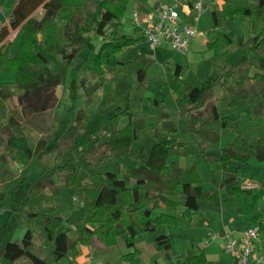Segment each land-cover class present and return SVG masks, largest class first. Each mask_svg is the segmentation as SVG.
Segmentation results:
<instances>
[{
	"label": "trees",
	"instance_id": "1",
	"mask_svg": "<svg viewBox=\"0 0 264 264\" xmlns=\"http://www.w3.org/2000/svg\"><path fill=\"white\" fill-rule=\"evenodd\" d=\"M130 1L17 0L10 21L0 26V72H13L16 78L14 86L23 92L17 96L18 103L10 107L9 100L13 98V93L9 85L0 81V108L11 109L10 118L0 129V143L14 151L15 148L7 141L11 137H23L25 124L39 130L47 128L48 112L59 104L56 90L66 81L68 74L66 67L58 71L49 67L52 60L50 52L61 53L65 63H71L88 49L87 69L95 76L104 77L108 60L129 51L133 57L145 59L137 79L140 85L145 82L149 61L136 48L145 38L120 31ZM2 5L0 2V10ZM40 7L44 12L39 17L37 11ZM213 17L218 33L214 40H208L209 47L220 42L232 45L235 41L234 31H220L222 23L216 10ZM237 17L264 22V0H258L254 8L250 5H229L225 18ZM62 25L64 36L59 34ZM16 30L22 32L19 43L10 37ZM97 36L102 38L99 44L95 43ZM241 51V58L226 65L216 78L203 80L194 71L185 73L183 65L177 62L165 80L148 85V89L168 86L174 95V108L184 121L191 140L181 139L180 123L165 108L157 120L158 125L150 134L154 145L144 163L133 166L125 161L133 144L142 139L140 131L146 121L143 114L131 112L128 108L118 107L109 115V120L115 122L122 114H128L129 121L122 127L111 129L108 124L90 130L84 121L85 114L80 113L76 122L55 139L49 136V141L54 139L58 153L56 166L52 170L46 168L42 177L28 190L38 194L50 189L51 196L57 197L62 188L77 187L84 206L83 227L78 230V236L72 239L68 230H59L64 217L57 205L30 208L26 212L27 218L39 221L42 227L27 229L19 241L9 238L5 244H0V264H16L24 260L32 264H66L64 260L67 254L78 255L81 245H91L94 239H99L107 247H114L119 237L124 238L128 247L132 248L122 254L120 260L134 264L142 251L137 246L142 231L149 229L157 232L159 248L170 250L173 247L170 237L160 229L178 225L179 214L192 220L199 212L202 200L220 195L219 186L234 184L231 193H247L254 201L264 197L263 183L256 191L239 185L243 166L249 165L253 158L264 161V134L250 144L242 134L237 135L222 149L217 169L226 178L212 190L205 189V179L196 165L185 171L176 160H171L175 154H206L209 144L222 139L213 126L215 120L220 119L223 128L231 126L233 119L222 116L217 102L213 101L218 85L225 89L230 107L249 106L253 117L264 119V31L245 39ZM80 71L79 67L72 70L71 90L80 84ZM123 81L127 82L126 79L120 80L115 87L119 96L123 95V86L127 84ZM137 81L133 79L130 82L135 84ZM44 146L42 139L34 153H39ZM67 151L77 154L61 162ZM1 158L5 159V155L2 154ZM111 158L117 160V170L99 173L97 166ZM122 166L125 170L120 176ZM54 174L58 175L61 183L54 180ZM215 180L211 170L209 181ZM186 187H189L187 191ZM180 191L185 194L182 200L172 195ZM163 207L172 208L174 213L161 212L154 216V212ZM255 217L258 218V215L252 217L256 222L258 219ZM173 264L216 263L202 249L198 253L189 252L184 259H178Z\"/></svg>",
	"mask_w": 264,
	"mask_h": 264
},
{
	"label": "rangeland",
	"instance_id": "2",
	"mask_svg": "<svg viewBox=\"0 0 264 264\" xmlns=\"http://www.w3.org/2000/svg\"><path fill=\"white\" fill-rule=\"evenodd\" d=\"M16 1L17 0H0L3 4L2 7H4V11L1 13L3 18L6 17L7 13L9 14V11L13 8ZM143 1L144 0H140L139 4L141 5ZM150 1L153 2V0ZM257 3L258 0H223L216 5H212L211 3L207 4L201 12L196 13L197 19L195 22H192L199 31V34L192 41L187 54L175 52L165 46L152 48L144 39H142V41L137 44L136 48L144 55L146 61H149V66L145 70V82L141 85L137 79L139 78V70L144 67L145 59L135 58L129 51H124L123 53L117 54L116 57L108 60L106 66L107 73L104 77L95 76L87 69L86 59L89 54L88 49L83 51L81 55L71 63H65L61 53L50 52L52 60L49 63V67L55 71L66 67L68 71L67 79L60 85V104L48 112L50 120H48L46 130H39L40 128L34 127L31 130H27L23 144H26V147L30 146L31 151L33 152H30L33 156L31 154V160L28 166L24 168L25 165L21 163L19 159L15 166L11 165V169L14 171L12 174L13 176L0 175V182H3L4 180L3 183H8V179L11 178L12 180H10L9 184H4V186L0 187V194L3 190L6 191L5 194L3 191L2 195H0V243L5 244L12 231V241H19L24 237L27 229H36L38 226L42 225L37 220L22 219V215L25 212L24 208L26 207V209H30L28 207H31V204L33 203H38L40 205L55 204L58 206V210L64 217V221L59 227L60 231L69 229L71 221L75 224L77 223L78 227L83 226V221H80L85 218L84 206L79 202H74L72 199L74 192L71 191V189H67L66 187L62 188L57 197L46 196L45 193H30L28 190L30 185L36 183L42 177V173L46 168L52 170V168L56 166L55 158L58 153L55 149L54 139L61 134L64 129L75 123V119L80 113L85 114L84 121L90 130L108 124L111 129L122 127L129 121L128 114H122L115 122L109 120V115H111V113H113L118 107L123 109L128 108L131 112L143 114L146 121L143 129L140 131L142 139L133 144L129 154L125 157V161L133 166L146 162L154 145V140L150 137V134L155 127H151V121L158 120L165 108L170 112L173 119H180L178 110L174 108V95L171 93L168 86L165 85L162 88L148 89V85L150 83L154 84L157 80H165L167 73L174 69L177 62L183 65L185 73L194 71L203 80H209L220 76L226 65L233 64L241 58L242 43L244 40L251 34L264 31V22L260 23L244 17H237L234 19L225 18L226 8L229 5H250L254 8ZM147 4L150 5L151 2L147 3L146 1L145 5ZM134 5V0H131L126 14L122 18L120 31L128 35L134 34L136 36H141L140 29L135 28L131 23L132 14L135 8ZM180 9L182 8L180 7ZM214 10L217 11L222 23L219 30L234 31L235 41L232 45L228 46L225 43L220 42L214 47H209L208 40H214L218 33V30L215 29L214 26ZM1 11L2 10H0V12ZM43 12V7H40L37 11V15L40 17ZM59 34L64 36L63 25L59 30ZM101 42L102 38L97 36L95 38V43L99 44ZM81 62L82 64H85L82 68L83 77L81 76L80 71V84L72 87L73 89L71 90L70 87L73 85L72 81L74 76L72 70L78 68L76 66ZM125 79L127 82H123H126L127 84L126 86H123V95L119 96V91L115 89V87L120 80ZM133 79L134 81H137V83H131L130 81H133ZM96 83H98V86H96ZM128 83H130V85H128ZM68 88L70 91L67 90ZM14 95L17 100V95ZM225 95L226 91L224 88L220 85L215 87L213 101L217 102L222 116H229L233 119L231 126L227 128L222 127L220 119L213 122V126L218 132H220L222 139L217 143L209 144L206 154L204 155L197 152L196 154L191 155L175 154L171 157V160H176L185 171L191 166L196 165L198 171L205 179L204 187L207 190L216 188V185L220 184L221 177L225 176L222 171L217 169V166L218 158L221 155L222 149L228 145L229 142L235 139L237 135L242 134L250 144L264 134V119L261 117H253L250 114L251 110L249 106L230 107ZM14 105L16 104L12 100L10 106ZM51 124H54V128ZM149 125L151 126L149 127ZM50 126L52 127L50 128ZM185 135L186 137L184 139H187L188 141L191 140L187 130L181 129V139H183ZM49 136L54 137V139L49 141ZM42 139L45 142V146L39 153L35 154L34 151H36L37 145ZM76 154L77 152L73 153V151H67L61 162ZM250 163L254 165L253 168L244 171L246 166H243L239 178H243L244 176L241 174L244 173L264 184V161L253 158ZM95 164L96 163L94 162V165ZM121 169L122 172L120 176L124 173L125 167L122 166ZM114 170H117V160L114 158L108 159L104 164L97 166V171L99 173ZM211 170H213L216 182L209 181ZM53 177L54 180L61 183L57 174H54ZM250 184L256 185L251 182ZM236 185H238V183H236ZM232 186L233 184L230 183L219 186L220 195L218 197H211L207 200H202L199 212L196 214L195 219L193 217L195 224H192V228L189 229L188 233L182 232V236H176L171 250L167 251V249L163 248L164 252L172 254L171 258L174 261L177 259L178 255L187 251L190 247L192 250L200 249L207 240L213 243L220 238L226 240L228 236L232 238L239 237L240 227L247 224L248 218L256 213L261 214H258V218L255 217L257 219L264 216V197H260L258 201H254L251 196L249 197L247 195V193L233 194L231 193ZM242 187L248 189L249 185L245 182ZM255 187H257V185ZM188 189L189 187H186V191ZM256 190L257 189L255 188V191ZM47 192H49V190H47ZM76 193L77 194L74 195L81 197V192L79 190H77ZM174 195L175 197H173L179 200V195L177 193ZM250 200L251 203L249 202ZM172 211V208L163 207L160 210L155 211L154 216H157L161 212L172 213ZM179 216L178 221L180 219L179 222H185L184 220L186 218L182 215V217ZM211 219H214L215 227L212 226V230H208V223L205 221ZM186 220L189 221L188 219ZM191 221L192 220H190V222ZM172 231L175 234L181 232L176 228H173ZM75 232L77 233V231L70 232V237L72 239H75L74 237H76ZM141 233L142 236L140 237L143 238L145 237V234H151L153 232L145 230ZM215 233H218L220 237L212 240V235ZM121 243L125 244V241L122 238ZM121 246L122 245L120 244L118 250ZM113 252L115 251H106L104 258L110 260L114 259L115 253ZM224 252L229 259L235 257V255L228 253L225 248ZM95 254L98 255L99 252H96ZM101 254L102 253L99 255ZM72 255V253H70V255L67 254L64 260L65 263L70 261ZM90 262V264H100L101 261L93 259ZM110 263L114 264L115 262L112 260ZM237 263L241 264L239 261ZM16 264L32 263L29 260H24L19 261ZM225 264H231V262ZM232 264L234 263L232 262Z\"/></svg>",
	"mask_w": 264,
	"mask_h": 264
},
{
	"label": "crops",
	"instance_id": "3",
	"mask_svg": "<svg viewBox=\"0 0 264 264\" xmlns=\"http://www.w3.org/2000/svg\"><path fill=\"white\" fill-rule=\"evenodd\" d=\"M220 1L222 2L223 0H206V5L209 4V3H211L212 5H216ZM16 3H17V1H16ZM16 3H14V6H13V8L11 10L9 9L10 10L9 11V14L7 13V15H6L5 18H3L2 15H1V13L4 11V7L1 8L2 11L0 12V16H1L0 17V26H3L5 24H8V22L11 19L12 12H13V9H14ZM10 37L15 38V42L16 43H19L21 41L22 32H20L18 30L13 31L11 33ZM84 65L85 64H82V62H81V63H79V65L76 66V67L81 68V76L83 74L82 73L83 72V69L82 68H83ZM15 79H16L15 78V74L13 72H0V81L3 82L4 84L9 85L11 92L14 93V94H16L18 96V94H20V93L23 92V90H21L19 88H16L14 86ZM59 89H60V86L57 88L56 94L59 97V101H60L61 100V97H60ZM67 90L70 91L69 88ZM12 100L14 101L15 104L18 103V101H17L18 99L16 100V96L14 95L13 98L11 100H9V106H10ZM59 104H60V102H59ZM10 107H13V106H10ZM10 107L9 108H0V113H1V116H2V119L0 121V129L7 123L8 119L11 116V109H10ZM48 120H50V117H49ZM177 120L180 123V130L181 129H184L185 130L184 121L182 119H177ZM51 125H53V128H54V124H51ZM151 125H149V127L150 126L151 127H156L158 125V121L157 120L156 121H151ZM51 127L52 126H50V128ZM31 129H32V127L30 125H26L25 124V128H24L25 135L23 137H11V138L8 139L7 144L13 146L15 148L14 151H12L10 149H7V147H6V145L4 143H0V175H4V176H10V175H12L14 173V171H12L11 165H14L15 166L17 164V162H18L19 159H20V162L25 165L24 168H26V166H28V164L30 163V160H31V157H30L31 156V153H30L31 152V148H30V146H27L26 147L25 146L26 144H23V142L25 141V137H26V134H27V130H31ZM185 137H186V135L183 137V139ZM2 154L5 155V159H2L1 158V155ZM252 162H253V160H252ZM253 166L254 165L252 163H250L249 165H247L245 167L244 171L251 170L253 168ZM246 173H248V172H246ZM223 175H225V174H223ZM241 175L244 176L243 178H239L240 179L239 180V185H241V186H243L245 182L255 183L257 185V187H259V185L261 184V182L259 180H256L255 178H252V177H249V175H246L244 173L241 174ZM224 178H226V175L225 176H222L221 177V180L224 179ZM8 180H9L8 183H3L4 180H3V182H0V187L4 186V184H9L11 178L8 179ZM233 186H234V184H233ZM257 187H255V188H257ZM255 188H253V189H255ZM47 190H49V192H47ZM77 190H79L77 187H72L71 188V191H73L74 194H77L76 193ZM3 191H4V194H5L6 191L5 190H3ZM3 191H2V193H3ZM2 193L0 195H2ZM43 193H45L46 196H51V190L50 189H46ZM175 193H177L179 195V197H178L179 200H182L185 197V194L182 191L175 192ZM175 193L172 194L174 197H175V195H174ZM74 194H73V198H72L74 200V202H76V203L79 202L82 205V200H80L81 198L80 197H77V195H74ZM5 198H6V195H5ZM263 201H264V199H263ZM249 202L251 203V200ZM42 206H46V205H40L38 203H33V204H31V207H28V208H40ZM0 209H1V207H0ZM24 209H25V212L22 215L23 216L22 219L28 220L29 218H27V215H26V212H27L28 209H26V207ZM172 213H174V212L172 211ZM258 214L261 215L260 213H256L255 215H253L250 218H248V222H247L246 225H243L242 227H240L239 236L241 235V233H242V231L244 229H246L249 225H251L252 223L255 222V221H253L252 217H254V216L258 215ZM195 217H196V215L194 216V219H195ZM211 217H213V216H211ZM261 218H264V216H262ZM194 219H192L191 222L190 221H187L185 219L184 220L185 222H179V224L177 226H175V225L174 226H163L162 229H161V232L164 233V234H167L170 237V240H171V242L173 244L174 239L176 238V236L177 237L178 236H182L183 235L182 232L188 233L189 229L192 228V224H195L194 223ZM260 219H258L257 221H259ZM202 220H204V219H202ZM82 221L83 220H81L80 222H82ZM179 221H180V219H179ZM205 222L208 223V225H207V229L208 230H212L211 229L212 226L215 227L214 219H211V220H208V221H205ZM41 227H42V225L41 226H38V228H41ZM82 227L83 226L78 227V224L77 223L75 224L73 221H71V224H70L69 229H66V230H68L69 235H70V232L71 231H77V233L75 232L76 237H77L78 236V230L81 229ZM173 228L179 229L181 232L178 233V234H175L172 231ZM146 230H149V229H146ZM62 231H64V230H62ZM12 233H13V231L8 236L11 240H12V238H11L12 237ZM140 234H139L138 239H137V246L139 248H141L142 251L138 255V258H137V260L135 261L134 264H173L178 259H184V257L189 252H196V253H198L202 249L206 250L207 255H208V258L210 260L214 261L216 264H225L227 262H231V264H232V262L234 264H238L237 263L238 262V259L236 257H233V259L232 258L229 259V257L227 256V254L224 252V247H225V241L224 240L225 239L223 240L222 238L218 239V241L217 240L214 241L213 243H211V242H209L207 240L205 242V244H203L200 247V249L192 250L191 247H190L189 249H187V251L182 252L180 255H178L177 256V259L174 261L171 258V255L172 254H170L168 252H164L163 248H159V246L157 245V242H156V236H157V234L156 233H151V234L150 233H147V234H145V237H143V238L140 237V236H142V233H140ZM76 237H74V238H76ZM218 237H220V235L217 236L216 238H213L212 237L213 238L212 240L217 239ZM121 238L122 237H119L118 238V244L116 246L110 247V248H108L99 239H94L91 245H81L80 246V253L78 255H75V254L72 253L73 255L71 256L70 261L68 263L66 262V264H90L91 263L90 261H92L93 259L101 261L100 264H102V263L103 264L104 263L105 264L106 263L107 264H111L110 262L112 260L115 263H120V262H122L120 260L122 254H124V253L132 250V248H129L128 247V245H127L126 242H125V244H122L123 242L121 243ZM122 239L124 240V238H122ZM120 244L122 246L118 250V247H119ZM106 251H110V252L115 251V252H113V253H115L114 259L110 260L108 258H104V254H105ZM167 251H169V250H167ZM96 252H99V254L100 253H102V254L101 255H99V254L96 255L95 254ZM70 253L68 255H70Z\"/></svg>",
	"mask_w": 264,
	"mask_h": 264
},
{
	"label": "built area",
	"instance_id": "4",
	"mask_svg": "<svg viewBox=\"0 0 264 264\" xmlns=\"http://www.w3.org/2000/svg\"><path fill=\"white\" fill-rule=\"evenodd\" d=\"M146 1L151 4L145 5ZM139 2L134 0L131 23L140 29L145 41L152 48L165 46L187 54L192 41L199 34L192 22L197 19L196 13L206 6V0H144L141 5ZM247 184L249 188L255 187L250 182ZM217 236L218 233L212 235L213 238ZM224 248L235 255L241 264H264V218L249 225L239 237L228 236Z\"/></svg>",
	"mask_w": 264,
	"mask_h": 264
}]
</instances>
